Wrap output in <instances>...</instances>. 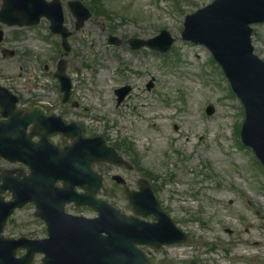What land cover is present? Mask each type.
<instances>
[{"label":"rangeland","instance_id":"1","mask_svg":"<svg viewBox=\"0 0 264 264\" xmlns=\"http://www.w3.org/2000/svg\"><path fill=\"white\" fill-rule=\"evenodd\" d=\"M60 1L64 24L73 31L70 0ZM80 1L92 17L69 37L71 51L64 57L72 83L68 104L61 103L54 77L63 53L60 39L50 34L46 20L27 28L0 25L2 46L15 51L12 58L0 54V85L19 96L21 104L39 101L78 123L85 134L119 147L132 170L105 165L95 170L104 176L100 196L122 212L131 214L112 172L131 189L138 179L148 180L161 208L189 236L180 245L144 248L152 264L190 259L201 264L264 263V170L241 143V104L206 48L180 36L185 15L212 0H98L104 15L95 13L92 0ZM161 30L174 38L167 53L129 47L130 39L146 40ZM109 35L121 44L109 45ZM251 42L264 61V26H253ZM125 85L131 90L117 104L114 90ZM71 102L78 106L72 108ZM208 105L215 110L210 116L205 114ZM76 212L95 215L88 209ZM33 213L32 206L17 211L5 236L44 237ZM40 258L33 264H42Z\"/></svg>","mask_w":264,"mask_h":264},{"label":"water","instance_id":"2","mask_svg":"<svg viewBox=\"0 0 264 264\" xmlns=\"http://www.w3.org/2000/svg\"><path fill=\"white\" fill-rule=\"evenodd\" d=\"M75 16L76 30L90 17L89 11L78 1L69 3ZM45 17L50 30L62 38L65 54L70 33L63 27V14L58 0H1L0 22L9 27L32 26ZM264 23V0H215L207 7L185 17L182 39L204 45L221 66L232 91L241 102L245 119L241 128L242 142L251 147L264 167V62L253 54L250 43L251 24ZM3 34L0 31V43ZM111 44H118L110 38ZM173 39L166 31L148 41L132 40L133 48L146 46L166 52ZM1 52L13 56V52ZM56 77L61 83L65 101L70 95V80L64 74V62L58 64ZM120 101L127 89L116 91ZM16 98L0 87V157L10 162L29 164L31 173L23 181L13 183L2 177L0 186V264H31L36 254H42L43 264H148L143 252L136 245L159 248L183 242L186 236L171 219L160 211L148 184L139 183V192H128L127 198L133 211L142 217L153 215L148 223L135 217H126L105 202L95 198L100 180L89 168L92 162L121 163L115 152L103 146L100 139L84 142L80 137L73 146L58 149L47 141L51 131L67 129L58 119L41 114L44 135L38 131L26 135V126L33 115L22 117L14 111ZM207 114L213 113L210 106ZM46 122V123H45ZM47 131V132H46ZM74 135V132H72ZM76 133H78L76 129ZM40 137L39 143L30 140ZM58 180L65 188L55 187ZM75 186H82L85 194H75ZM12 194V201L4 202V191ZM36 207L35 216L44 221L47 238L42 240H17L2 236L7 218L16 208L27 203ZM74 202L87 205L98 212L96 219L72 217L64 212V205ZM18 250L25 253L16 257ZM191 264H196L192 262Z\"/></svg>","mask_w":264,"mask_h":264},{"label":"flooded vegetation","instance_id":"3","mask_svg":"<svg viewBox=\"0 0 264 264\" xmlns=\"http://www.w3.org/2000/svg\"><path fill=\"white\" fill-rule=\"evenodd\" d=\"M29 108H24V110H28ZM70 141L69 140H66V143H65V145L66 144H68ZM25 169V168H24ZM26 170V169H25Z\"/></svg>","mask_w":264,"mask_h":264}]
</instances>
